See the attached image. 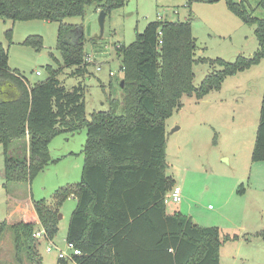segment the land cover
<instances>
[{"label": "trees", "instance_id": "16d2710c", "mask_svg": "<svg viewBox=\"0 0 264 264\" xmlns=\"http://www.w3.org/2000/svg\"><path fill=\"white\" fill-rule=\"evenodd\" d=\"M128 1L0 0V17L59 22L57 48L65 67H74L73 74L82 75L89 65L83 27L65 19L84 18L90 6L108 15ZM225 2L243 22L256 26L259 47L253 55H239L234 61L198 57L190 20L150 21L134 42L119 48L122 99L110 96L108 108L92 112L90 119L85 85L68 89L51 67L47 79L31 84L10 68L8 51L0 42V145L7 184L31 181L44 170L54 160L49 145L55 137L86 130L80 181L59 187L52 204L42 199L34 202L35 221L40 220L54 239L60 207L70 197L77 198L66 237L69 245L81 251L73 257L74 264H220L221 246L238 238L222 236L218 226L199 225L181 212L169 214L165 203L177 183L167 174V119L182 107L184 95L202 99L220 90L228 76L264 58V17L249 11V0ZM257 6L264 9V0H258ZM26 42L42 45L37 36ZM200 63L221 68H214L195 85L194 67ZM263 160L264 95L252 152L253 162ZM238 191L243 193L245 188ZM34 226L29 222L16 226L17 264H24L20 253L24 242L28 264H43L38 250L28 242ZM257 235L264 240V230ZM58 264L68 261L59 258Z\"/></svg>", "mask_w": 264, "mask_h": 264}, {"label": "rangeland", "instance_id": "374dc122", "mask_svg": "<svg viewBox=\"0 0 264 264\" xmlns=\"http://www.w3.org/2000/svg\"><path fill=\"white\" fill-rule=\"evenodd\" d=\"M257 2L249 0L248 9L264 17V9L258 7ZM99 14L100 10L90 6L84 18L74 16L65 19L66 23L83 27L85 52L91 60L87 61L89 65L82 75H74V67H65L57 48L59 22L45 19L13 21L0 17V42L8 51L10 68L19 71L31 84L47 79L51 67L58 70V78L68 89L78 84L85 85L88 119L92 112L108 108L110 96L122 99L120 81L124 73L121 70L119 48L134 42L137 33L142 32L150 21L190 20L198 43V57H221L234 61L238 55H253L259 47L256 26L246 24L233 14L225 0L213 3L202 0H129L125 6L107 15L101 39L98 38ZM30 36L40 37L41 47L27 43ZM214 68L219 69L221 66L196 64L194 84L199 85ZM110 70L115 72L114 76H110ZM263 76L264 58L248 72L240 73L235 78L228 76L221 90L208 93L202 99L184 95L182 107L175 110L166 122L167 174L192 196L189 205L200 208L201 203L205 202L206 209L210 205L221 210V215L211 220L216 222L213 226L220 228L222 236L244 235L243 239L229 240L221 246L223 264H264V240L252 230L254 227L264 230V191L253 187L264 184V167L260 168L252 161L259 120L258 112L254 111L258 109L257 98L262 90ZM246 77L250 79L245 81ZM236 79L242 83H233ZM218 100H222L220 106L216 104ZM218 107L228 112L220 121L209 123ZM243 112L248 113L242 115ZM85 135L86 131L83 130L74 134L73 138L68 133L55 137L49 145L54 160L31 181H13L8 184L4 175L3 147L0 145V217L9 216L10 210L13 212V217L0 222V264L19 262L15 231L22 222L35 223L33 239L28 242L38 250L43 264H58L59 250L73 253L74 247L68 244L66 237L68 217L75 199L70 197L60 207V214L65 216L60 219L59 231L51 240L34 237V232L44 227L40 220L35 221L34 202L42 199L52 204L53 195L59 187L81 179ZM68 137H71L70 140ZM229 157L231 162L226 160ZM235 175H246L236 187L233 184ZM249 186L255 189L246 195L239 193V189ZM175 207L177 204L170 203L167 210H174ZM245 207H248L245 221L248 231L235 229L242 223ZM211 213L213 211H206L203 215ZM200 218L207 224V218ZM51 242L57 247L48 252L46 247ZM25 243L20 252L21 262L28 264L30 261ZM66 260L68 264H74L71 259Z\"/></svg>", "mask_w": 264, "mask_h": 264}, {"label": "crops", "instance_id": "0c3cea01", "mask_svg": "<svg viewBox=\"0 0 264 264\" xmlns=\"http://www.w3.org/2000/svg\"><path fill=\"white\" fill-rule=\"evenodd\" d=\"M239 56V55H238ZM260 64V63H259ZM259 64H257V65H255V66H258ZM255 66H252L251 68H253V67H255ZM251 68H249V69H246V70H244V71H241V72H238L237 74H235V75H232V76H229V77H236L238 74H240V73H244V72H248ZM246 74H248V73H246ZM246 76V75H245ZM228 78V77H227ZM250 78H248V77H246L245 78V81H248ZM233 83H242L240 80H238V79H236V81H233ZM236 87H242V85H236ZM221 90V89H220ZM213 92V91H212ZM212 92H210V93H212ZM263 95H264V76H263V85H262V90H260V93H259V96H258V98H257V100H258V109L256 108V110L254 111L255 113H257L258 112V114H259V120H258V124H257V130H258V125H259V121H260V115H261V106H262V101H263ZM222 100H218V101H216V104H217V106H220L219 105V103L221 102ZM218 111H215L214 112V114H212L211 115V118H210V121H209V123H214L213 121H220V118L222 117V118H224L225 117V114L228 112V111H226L227 109H224V108H222V107H218V109H217ZM233 111H235V110H233ZM246 113H248V112H246ZM245 112H243L242 113V115H244V114H246ZM255 113H254V115H255ZM257 115V114H256ZM246 119H247V116H246ZM212 121V122H211ZM243 122H244V124H246L247 126H248V124L244 121V120H242ZM203 123H207L206 121H202ZM221 123V122H220ZM225 124H227V122L225 123ZM243 129V128H242ZM85 130V129H84ZM257 130H256V135H257ZM83 130H81V131H77V132H74V133H68V135H71L72 136V138H73V136H74V134H76V133H78V132H82ZM86 131V130H85ZM62 135H66V134H62ZM60 136V135H59ZM70 138L71 137H68V139L70 140ZM67 139V140H68ZM255 140H256V136H255ZM85 142H86V135H85ZM85 142H84V144H85ZM254 144H255V141H254ZM83 147H84V145H83ZM167 148H168V138H167ZM253 148H254V145H253ZM70 151H73V150H70ZM236 150H233L232 152H235ZM82 152H83V148H82ZM252 152H253V150H252ZM73 152H71V153H69V154H72ZM63 156V155H62ZM237 156V154H235V157ZM238 158H236V160H237ZM58 160V159H57ZM56 160V161H57ZM226 160H229L230 162H231V157H229L228 159H226ZM84 164V163H83ZM255 164H258L259 166H260V168H263L264 167V160L263 161H257ZM260 164H263V165H260ZM82 170H83V165H82ZM81 176H82V172H81ZM245 177H246V175H235V179H234V187H236V185H238V183H241L242 181H244V179H245ZM80 181V180H79ZM176 182L178 183V181L176 180ZM76 183V182H75ZM68 184H71V183H68ZM251 184V183H250ZM67 185V184H66ZM62 187V186H61ZM253 187H255V188H257V189H259L260 191L261 190H263L264 191V184H262V183H259V184H257V185H254ZM255 188H251L250 186L249 187H247V188H245V191L243 192L244 194L243 195H246L248 192H251L253 189H255ZM192 196H190V194L188 193V192H185L184 190H183V198H182V201H181V203H179V204H177V207H175V209L174 210H171V211H168L167 210V212L169 213V214H172V213H174V212H181L182 214H185V215H187V216H189V217H191L196 223H198L199 225H202V226H205V225H211V226H213V225H215L214 223H216V222H213V220H211V218H218L220 215H221V210H216V207H212V206H210L209 205V208H207L206 209V206H205V202L204 203H201V207L200 208H197V207H193L192 205H189V200H190V198H191ZM72 199H75V202H74V204H73V210H72V212L74 211V209L76 208V206H77V202H78V200H77V198L76 197H74V196H72L71 197ZM247 210H248V207H245V210H244V212H243V216H242V219H241V221H242V223L239 225V227H237V228H235V229H240V230H242V231H248V228H247V225H246V214H247ZM12 210H10V212H9V216H7V217H1V222H3L6 218H9V217H13L12 216V213L13 212H11ZM60 211H61V208H60ZM212 212L213 211V213H211V214H208V216L207 215H203V212ZM72 212H71V215H72ZM71 215L68 217V222H67V232H68V228H69V223H70V218H71ZM64 216L65 215H62V219L64 218ZM200 217H205V218H207L208 219V222H206L207 224H205V222H203V220H202V218H200ZM213 218V219H214ZM61 221V220H60ZM259 226L261 227V223H259ZM252 230L255 232V233H257V232H260V231H262V230H256V227H254V228H252ZM256 230V231H255ZM252 231H250V233H251ZM255 233H253V234H255ZM243 237H244V235H239L238 234V240H240V239H243ZM237 239H232V241H234V240H237ZM222 247H223V245H222ZM73 261V260H72ZM220 264H223V260H222V257H221V253H220Z\"/></svg>", "mask_w": 264, "mask_h": 264}, {"label": "built area", "instance_id": "2783aa9c", "mask_svg": "<svg viewBox=\"0 0 264 264\" xmlns=\"http://www.w3.org/2000/svg\"><path fill=\"white\" fill-rule=\"evenodd\" d=\"M90 60H91L90 57H87V61H90ZM98 69H100V67H98ZM38 74H40V72H38ZM110 74L113 75L114 72L110 71ZM182 198H183V188H182L181 184L176 183L172 187V189L169 191V193L167 194V196L165 198V203L167 205L170 204V203L179 204V203H181ZM0 221H1V217H0ZM34 237L39 238V239L51 240L49 238L48 233H47V231H46V229L44 227H41L40 229L36 230L34 232ZM70 246H73V245H70ZM56 247L57 246L51 242V244H49L46 247V250L48 252H51ZM80 254H81V251L79 249H77V248H74V251H73L72 254H68L64 250H59L58 258L65 259V260L66 259L73 260V257L75 255H80Z\"/></svg>", "mask_w": 264, "mask_h": 264}, {"label": "water", "instance_id": "95a60500", "mask_svg": "<svg viewBox=\"0 0 264 264\" xmlns=\"http://www.w3.org/2000/svg\"><path fill=\"white\" fill-rule=\"evenodd\" d=\"M106 17H107V13L105 12V10H100V14H99L100 34L98 36L99 39H101L104 35ZM121 84L123 85L124 82L122 81ZM59 219H62V214L60 213H59Z\"/></svg>", "mask_w": 264, "mask_h": 264}]
</instances>
